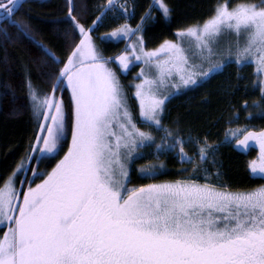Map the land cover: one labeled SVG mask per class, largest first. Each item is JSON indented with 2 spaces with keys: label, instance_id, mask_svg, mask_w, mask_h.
<instances>
[{
  "label": "snow or ice",
  "instance_id": "snow-or-ice-1",
  "mask_svg": "<svg viewBox=\"0 0 264 264\" xmlns=\"http://www.w3.org/2000/svg\"><path fill=\"white\" fill-rule=\"evenodd\" d=\"M23 3L0 0V21L15 28L14 34L0 28V43L26 39L53 67L44 72L51 87L42 90L25 66V99L36 129L0 186V264H264V185L231 189L220 179L216 155L220 144L235 140V147L246 148L255 142L259 154L248 167L264 178V128L230 126L222 140L210 142L180 127L179 118L165 123L172 95L201 87L233 63L238 69L256 65L253 83L261 96L251 107L264 111V0H211L207 14L179 24L174 38L154 48L147 46L145 22L155 18L153 8L165 21L176 19L173 0H152L135 26L129 23L135 4L105 0L86 25L75 14V0H65L66 13L50 20L53 35L70 46L64 57L15 18ZM110 13L124 17L100 37L126 41L114 57L104 56L92 35ZM133 63L142 64L133 85L138 115L110 67L117 64L123 72ZM238 118L234 112L229 125ZM65 142L60 159L42 169ZM145 154L156 159L137 167L139 177L162 175L166 165L159 157L165 154L190 165L178 169L187 176L132 185V165Z\"/></svg>",
  "mask_w": 264,
  "mask_h": 264
},
{
  "label": "trees",
  "instance_id": "trees-1",
  "mask_svg": "<svg viewBox=\"0 0 264 264\" xmlns=\"http://www.w3.org/2000/svg\"><path fill=\"white\" fill-rule=\"evenodd\" d=\"M128 6L135 4L136 12L134 18L129 20L133 26L139 21L140 14L148 7L152 0H124ZM105 0H75L77 4L76 15L86 25L95 18V5L102 4ZM176 5V19L165 21L160 13L153 8L155 18L145 22V36L148 47L157 46L163 39L174 38L172 32L181 23L190 22L191 19L207 14V8L211 0H173ZM239 2V0H232ZM67 8L65 2L59 0H24L22 9L16 13V19H23L33 29L37 40H43L53 48L57 56L64 57L69 50V45L64 41L62 35H53L52 29L55 25L50 23L52 17L63 16ZM124 22V17L106 18L103 24L95 29L97 32H105ZM0 28H8L10 33H15V28L6 20L0 22ZM79 40V35L75 37ZM98 40V38H97ZM103 48L104 56H116L123 47L124 42H103L98 40ZM44 57L36 47L26 39H13L0 43V185L4 177L12 172L16 163L25 154L29 139L36 129L35 117L28 107L25 99L24 72L25 66L30 69L33 83L42 90H49L51 81L44 75L48 69L53 67L45 63ZM240 78H237V72ZM251 64L237 68L236 64L227 65L221 72L201 87L189 89L172 100L168 101V114L165 123L168 124L175 118H179L180 127H191L194 134L208 136L210 142L220 141L224 137L225 129L228 127L247 126V128L258 131L264 128V111L251 107L252 102L259 100L261 93ZM13 93L15 96H13ZM59 96V92H57ZM66 103L70 100L69 92H64ZM244 102L250 106L243 107ZM236 112L239 118L231 125L228 121ZM249 113L251 116L249 117ZM173 127L175 125H172ZM161 134V133H160ZM160 134L156 135L157 139ZM71 134L69 131L68 139ZM67 150L65 142L60 154L50 162H42V169L50 170L56 160L60 159ZM217 158L222 163V176L220 179L226 182L233 190H250L264 185V178L254 176L248 164L258 157V150L255 147L237 148L235 141L231 144H220L217 151ZM156 157H153L155 160ZM159 160L165 162L166 168L163 174L154 178V181L174 180L184 178L186 173L178 171L182 165L178 158L171 154L161 155ZM35 164V161L32 162ZM29 174L31 171L29 170ZM192 179L197 177L193 176ZM42 177L34 181L38 182ZM150 179H131V184H145ZM203 182V180H201ZM19 186V178L16 180ZM27 186V183L24 185ZM22 196V193H21ZM3 229L0 228V235Z\"/></svg>",
  "mask_w": 264,
  "mask_h": 264
},
{
  "label": "rangeland",
  "instance_id": "rangeland-1",
  "mask_svg": "<svg viewBox=\"0 0 264 264\" xmlns=\"http://www.w3.org/2000/svg\"><path fill=\"white\" fill-rule=\"evenodd\" d=\"M119 3H125V1L124 0H119ZM109 17L110 18L112 17L111 16V13L109 14ZM111 29H109L108 31H105V32H97V34L95 32L92 33L93 38H94V41H95V44L97 45L99 51L102 52V54H103L104 50L100 46V43H99L98 40L103 41V42H108V41L119 42V41H123L124 42V45L126 43V41L123 40V39H121L119 41L112 40V39H100L101 34L106 33V32H109ZM97 38H98V40H97ZM149 48H154V47H149ZM124 50L125 49L123 47L122 51H124ZM248 64H251L253 66V68H254V71H255L256 65L254 63H248ZM141 66H142L141 63H133V64L130 65V67H129V69L127 71L121 72V70L118 68V65L117 64H110V67H113L114 69L117 70V72H118V74L120 76L121 83H122V85H124V89H125V91L127 92L128 96H129V104L131 105V108L133 109V111L137 115H138V101L136 100V98L134 96L135 88L133 87V85H135L136 83H139V80L134 79V77L140 71ZM187 90H189V89H181L178 93L172 95L171 98L169 99V101L172 100L173 98L181 95V94H184ZM69 95H70V93H69ZM138 126L141 127V128H145L146 130H150V129H147V126L144 125V124H139ZM236 127H239V126H236ZM233 128H235V127H233ZM158 134H160V133H154V135H158ZM242 136H243V132H241V134H240V137L241 138H242ZM141 151L144 152V153H148L149 150L148 149H142ZM153 157H154L153 155L145 154L142 159L136 160L135 163L132 165L131 179H134V178L136 180L143 179V178H141V177L138 176L136 169L141 164H145V163H147L149 161H154L153 160ZM42 179H43V177H42ZM152 182H160V181L149 180L146 183H152ZM36 183H39V181L36 182ZM130 183H131V181H130ZM0 186H2V184ZM17 187H19V186H17ZM21 199H22V196H21ZM5 227H6V225H5ZM0 228H2L4 230V227H0ZM2 233H3V231H2Z\"/></svg>",
  "mask_w": 264,
  "mask_h": 264
},
{
  "label": "flooded vegetation",
  "instance_id": "flooded-vegetation-1",
  "mask_svg": "<svg viewBox=\"0 0 264 264\" xmlns=\"http://www.w3.org/2000/svg\"><path fill=\"white\" fill-rule=\"evenodd\" d=\"M37 1H39V2H43V1H46V0H37ZM53 1H55V0H53ZM60 2L61 1H63V3L65 2V0H59ZM249 129V128H248ZM251 130V129H250ZM241 137L240 136H238L237 137V139H240ZM233 141H235V140H233ZM242 148H245V147H243V146H241ZM250 147H255L257 150H258V154H259V146L255 143V142H251L246 148H250Z\"/></svg>",
  "mask_w": 264,
  "mask_h": 264
},
{
  "label": "water",
  "instance_id": "water-1",
  "mask_svg": "<svg viewBox=\"0 0 264 264\" xmlns=\"http://www.w3.org/2000/svg\"><path fill=\"white\" fill-rule=\"evenodd\" d=\"M1 22V21H0Z\"/></svg>",
  "mask_w": 264,
  "mask_h": 264
}]
</instances>
